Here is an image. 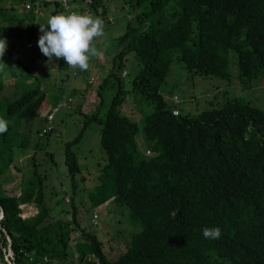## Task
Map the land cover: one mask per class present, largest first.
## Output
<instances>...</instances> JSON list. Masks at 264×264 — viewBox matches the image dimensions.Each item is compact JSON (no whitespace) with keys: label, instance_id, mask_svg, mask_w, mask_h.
Returning <instances> with one entry per match:
<instances>
[{"label":"trees","instance_id":"16d2710c","mask_svg":"<svg viewBox=\"0 0 264 264\" xmlns=\"http://www.w3.org/2000/svg\"><path fill=\"white\" fill-rule=\"evenodd\" d=\"M16 1L22 5L20 13ZM16 1L0 0V34L14 31L16 23L27 18L24 10L35 21L37 4L41 9L55 4L53 15L67 13L61 0ZM68 1L72 10L80 0ZM105 1L89 0L88 8L110 22ZM121 4L127 22L118 37V51L109 59L110 67L97 64L104 77L96 94L92 91L97 100L94 110L86 113L80 105L81 132L65 143L74 193L71 207L57 212L69 197L66 192L61 199L55 196L53 206L52 198L46 199L44 176L36 162L21 183L20 194L10 195L0 184V215L4 212L0 264H9L10 250L12 264H264V105L240 94L256 86L264 90V0H122ZM132 63L136 72L128 85ZM176 63L191 76L227 84L198 102L197 114L196 105L190 107L193 100L187 111L178 96L169 105L162 88ZM17 66L18 71L10 70L15 87L11 96H6L8 86L0 80V118L9 122L8 131L0 134V176L23 153L28 143L23 133L32 131L48 107L53 108L46 125L61 102L72 105L78 94L83 95V89L74 87L69 94L60 88L49 96L37 79L26 89L25 79L21 85L18 78L27 67ZM66 68L70 69L60 59L58 69ZM88 78L87 87L93 85ZM20 86L21 93L16 91ZM107 92L113 97L104 112ZM130 97L143 110L146 102L154 111L140 122L124 115ZM94 124L102 127L107 160L98 184L81 190L88 194L86 208L76 200L81 168L75 147ZM47 156L54 162L53 153ZM109 203L116 204L127 225L118 233H127L128 239L117 260H111L99 237L82 226L85 212L94 211L97 218L96 210ZM32 204L37 214L24 218L22 206ZM205 227H219L220 238L205 239Z\"/></svg>","mask_w":264,"mask_h":264},{"label":"rangeland","instance_id":"374dc122","mask_svg":"<svg viewBox=\"0 0 264 264\" xmlns=\"http://www.w3.org/2000/svg\"><path fill=\"white\" fill-rule=\"evenodd\" d=\"M14 3L17 4V10L18 13H20V9L22 8L21 3L18 1ZM89 3V0L77 1L76 7H73L71 11L80 13V11H76V9L78 8L77 6H81L85 9V13L96 16L93 10L88 8ZM121 3L122 0L105 1V4L108 5L107 17L110 19V22L107 18L103 19L105 34L95 41V46L103 51V55L101 58L93 59L90 62L89 69L84 71L85 74H82L83 71L79 68L69 67L70 69L66 68L62 71L59 70L58 65L60 59L53 58L52 62L48 63V58L41 53L38 47L37 35L42 34L39 24L46 25L47 19L53 15V11L56 9L55 4H48V6L42 10L44 15H38L35 21H32L31 15L27 16L25 20L16 23L14 31H3L0 34V38H7L8 42L7 51L2 60H0V80H4L8 86L6 96H11L15 91L10 70L18 71L19 66H17V64H23L27 67L26 70H22L18 78L19 84H21L19 81L25 79L23 85L26 89L35 86L36 79L37 82L39 81L42 84L43 89L48 92L49 96L56 94L55 92L59 91L60 88L65 89L68 94L71 88L77 87L83 89V95L78 94L75 101L71 102V104L73 103L72 105H68L66 102H64L66 105H64L63 102L58 105L61 110L55 115L51 129L54 132L51 135L48 136L50 130L46 131L44 120L36 121L31 132L23 133V135H26L24 141L28 142L25 146V150H23V153L20 155L16 147L17 154L18 156L20 155L19 158L5 175L0 176V184L2 187L3 185L10 186L9 188L11 189H7L10 195L20 194L21 183L32 174L33 164L36 162L41 176L43 175L45 178H43V180L46 185V199L49 201L52 198L53 206L57 201L55 196L61 199L67 193L69 197L66 198V202H62L63 204H61L57 212L60 213L61 207L70 209V196H73L74 193L72 192L71 178L68 175L67 166L65 164V143L74 140L81 132L84 117L77 112L80 105H83V110L86 111V113L88 111V113H90L94 110L93 103L97 102V100L94 101V95L96 91L99 90V86H101L104 77V74L100 72L101 70L97 68V64H109L108 67H110L111 62L109 59L118 51V37L124 32L127 22L126 11L121 9ZM20 28L28 29L20 30ZM135 68L136 66L134 63L128 66V73L130 72L131 75L128 79V85H130L129 82L135 76ZM173 69V72L169 75L167 82L162 88V94L169 105H171L173 103L172 100L178 96L181 101V106L185 108V111H187V107L191 104L190 102L192 100L193 102L190 107L195 106L198 102L202 104V102L205 101L204 97L211 93L212 90L215 91L217 86H225L227 84V82L221 80L191 76L184 69V66L178 63L173 66ZM233 76L235 81L237 76ZM88 77H92L91 80L93 81V85H89V87H87L85 83L88 81ZM86 87L88 90L84 89ZM16 91L21 93V86L16 89ZM86 91L87 93L91 92V96H89V93L85 95L84 93ZM92 91L95 94H92ZM240 94L253 100V104L255 105H258L259 102L261 105H264V90H258L257 86L253 88V90L250 89L248 92H240ZM105 95L108 99L106 98L107 104L104 108V112L108 109L113 97L112 92H107ZM200 98L201 101H198ZM72 99L74 100V98ZM144 104L146 106L143 105V107H147V109L145 108L143 110L142 106H137L130 97L129 103L122 109L123 114L140 122L144 115L154 111L153 106L148 105L146 102H144ZM197 107L196 105V114L201 111V109ZM52 108V106L48 107L46 109L47 111H45L42 116L46 117L47 113ZM39 128L41 129L39 130ZM101 128L102 127L97 124L91 125L85 132L81 143L75 147V152L79 157L81 168V173L77 176L79 191L76 195V200L78 205L82 201L86 203V208L90 206L89 199H87L88 194H85L81 190L92 188L98 184V175L107 160L106 152L101 145ZM48 152L54 154V162L51 161V157L47 156ZM116 208L117 206L115 203H109V205L103 206L102 209L96 210V212L99 213L97 218L95 217L94 211L93 213L91 212V214L85 212L87 219L82 221V226L96 234L104 243V251L111 260H117L125 253V241L128 239L127 233L123 235L118 234L119 231H122L124 226L127 225L124 223L125 217L121 216ZM22 209L24 218L34 216L38 212L34 204L22 207ZM81 212L84 213V209H82ZM75 260L73 259V261Z\"/></svg>","mask_w":264,"mask_h":264},{"label":"clouds","instance_id":"9594fccd","mask_svg":"<svg viewBox=\"0 0 264 264\" xmlns=\"http://www.w3.org/2000/svg\"><path fill=\"white\" fill-rule=\"evenodd\" d=\"M39 24V23H38ZM40 25L38 47L51 63L53 58L63 59L71 68L86 71L93 59H99L103 51L95 41L104 36V20L98 16L78 12H60L51 15L47 23ZM7 38H0V60L7 51ZM9 122L0 118V134L8 131ZM205 239H218L222 232L219 227L203 230Z\"/></svg>","mask_w":264,"mask_h":264},{"label":"built area","instance_id":"2783aa9c","mask_svg":"<svg viewBox=\"0 0 264 264\" xmlns=\"http://www.w3.org/2000/svg\"><path fill=\"white\" fill-rule=\"evenodd\" d=\"M61 2L63 4V6L65 7L67 13L74 12V11H71V7L69 5V1L68 0H61ZM27 9H31V5H27ZM35 13L36 14H40L41 13V8H40L39 4H37V6H36ZM64 105H66V104L64 103ZM59 110H60V108L59 107H56L49 114V116L47 118L46 131H49V130L52 129L55 115H56L57 112H59ZM178 114H179V111L178 110H174V115H178ZM6 258L8 260V263L9 264H12L11 261H10V259H13V252L11 250L9 251V253L6 254Z\"/></svg>","mask_w":264,"mask_h":264},{"label":"crops","instance_id":"0c3cea01","mask_svg":"<svg viewBox=\"0 0 264 264\" xmlns=\"http://www.w3.org/2000/svg\"><path fill=\"white\" fill-rule=\"evenodd\" d=\"M42 9H43V8H42ZM42 9H41V10H42ZM21 13H22V12H21ZM39 15H40V16H43V15H44V14H43V11H41V13H40ZM23 16L27 17V16H30V14H29L26 10H24V11H23ZM29 46H31V45H29ZM45 111H47V110H45ZM45 111H44V112H45ZM44 112H43V113H44ZM43 113L41 114V117H40V120H42V121L46 119L45 116H42ZM45 125H46V123H45ZM40 129H41V128H39V130H40ZM4 183H5V182H4ZM6 186H7V185H6ZM9 187H10V186H7V189H8V190L11 189V188H9ZM13 189H14V188H13ZM25 206H29V205H24V206H22V207H25Z\"/></svg>","mask_w":264,"mask_h":264},{"label":"water","instance_id":"95a60500","mask_svg":"<svg viewBox=\"0 0 264 264\" xmlns=\"http://www.w3.org/2000/svg\"><path fill=\"white\" fill-rule=\"evenodd\" d=\"M3 216H4V212L2 211V212H1V215H0V220H2ZM0 228H2V227H1V224H0ZM9 240H10V243H11V239H9Z\"/></svg>","mask_w":264,"mask_h":264}]
</instances>
